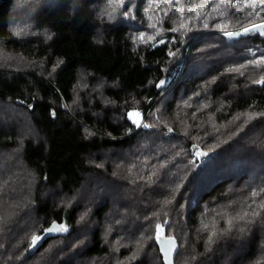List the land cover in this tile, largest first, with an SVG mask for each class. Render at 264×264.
Wrapping results in <instances>:
<instances>
[{
	"label": "trees",
	"instance_id": "16d2710c",
	"mask_svg": "<svg viewBox=\"0 0 264 264\" xmlns=\"http://www.w3.org/2000/svg\"><path fill=\"white\" fill-rule=\"evenodd\" d=\"M248 2L0 0V264H164L165 237L264 264V39L222 34Z\"/></svg>",
	"mask_w": 264,
	"mask_h": 264
},
{
	"label": "snow or ice",
	"instance_id": "6c2138e0",
	"mask_svg": "<svg viewBox=\"0 0 264 264\" xmlns=\"http://www.w3.org/2000/svg\"><path fill=\"white\" fill-rule=\"evenodd\" d=\"M123 2H124V0H120L121 4H123ZM178 2H179V0H177V3ZM165 3H170V0H165ZM205 6H206L205 4H201L197 8H189L188 11L189 12H193L194 11L196 13V18H199L200 12ZM221 6L232 7L234 5L232 3V0H219V4H217L213 8V11H218ZM246 6L247 7H252V8L264 7V0H249V2L246 4ZM175 11L181 14V22L180 23H181V27H183L184 26L183 9L182 8H176ZM257 15H259V14H257ZM164 16L165 17L168 16V12L167 11L164 12ZM151 19H152V17L149 16V20H151ZM162 22H163L162 20H159L156 23L150 24L149 27L156 28L158 26V24H160ZM177 30H178L177 28L170 29V31H177ZM253 31L259 32L261 35H264V23H253L252 27H245L244 28V32L245 33L253 32ZM226 34L228 36H230V37L233 36V35H240L239 32H236V33L228 32ZM139 39L140 40H144L145 37L143 35H141L139 37ZM251 63L254 66H256V67L264 66V58L252 61ZM237 71H238V69H237ZM257 82L261 83V84H264V79H261V80H259ZM127 115H128V118L130 120H132V122L134 124H136L137 126L140 125V113L138 111H130ZM144 126L147 127L148 125L145 124ZM253 195H255V193H253ZM247 215H248V213L245 212V213H243V215L239 216L238 219L242 220L244 218V216H247ZM253 215H257V213H253ZM228 223H229V225H232V220H229ZM53 229H58L60 231L66 230L63 225L56 226L54 224L52 226V228L48 229V231H52ZM156 229H157V238L159 239V232H160V229H161V225L157 224L156 225ZM240 230L243 231V229H240ZM39 239H40V237L34 236L32 238V243L35 244ZM209 241H211V237H209ZM169 243H170V247H169V254H170L171 251H172V247L174 246V241L170 240ZM169 264H170V262H169Z\"/></svg>",
	"mask_w": 264,
	"mask_h": 264
},
{
	"label": "water",
	"instance_id": "95a60500",
	"mask_svg": "<svg viewBox=\"0 0 264 264\" xmlns=\"http://www.w3.org/2000/svg\"><path fill=\"white\" fill-rule=\"evenodd\" d=\"M248 27H252V25H250V26H248ZM236 32H239L240 35H233V36L230 37V36H228V35L226 34L227 32H222V34L225 35V37H226L227 39H230V38L239 39V38H244V37L250 35L251 33H259V32H255V31L245 33V32H244V29H241V30L235 31V32H233V33H236ZM259 34H260V33H259ZM260 36H261V38L264 39V35H261V34H260ZM53 225H54V224H52L50 227H48V228H46V229L44 230L43 234H41V235L39 236L40 239H39L35 244L32 245V249H34V248H36L37 246H39V245H40V244H41V243H42L47 237H50V236L53 235L55 229H53L52 231H48V229L52 228ZM170 240H171V241H174V246L172 247V251H171V253L169 254V247H170V243H169V241H170ZM158 248H159V252H160V254H161V256H162L163 263H164V264H169V262H170V264H174V259H175V256H176V254H177V249H178L176 241H175L174 239L166 238V237H165V238H163V239H161V240L158 241Z\"/></svg>",
	"mask_w": 264,
	"mask_h": 264
},
{
	"label": "rangeland",
	"instance_id": "374dc122",
	"mask_svg": "<svg viewBox=\"0 0 264 264\" xmlns=\"http://www.w3.org/2000/svg\"><path fill=\"white\" fill-rule=\"evenodd\" d=\"M132 121V120H131ZM143 123V120L141 119V114H140V125ZM139 125V126H140Z\"/></svg>",
	"mask_w": 264,
	"mask_h": 264
}]
</instances>
